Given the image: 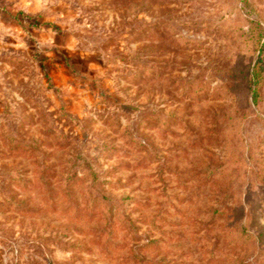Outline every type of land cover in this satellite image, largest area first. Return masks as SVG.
Masks as SVG:
<instances>
[{
	"label": "rangeland",
	"instance_id": "obj_1",
	"mask_svg": "<svg viewBox=\"0 0 264 264\" xmlns=\"http://www.w3.org/2000/svg\"><path fill=\"white\" fill-rule=\"evenodd\" d=\"M0 264H264V0H0Z\"/></svg>",
	"mask_w": 264,
	"mask_h": 264
}]
</instances>
